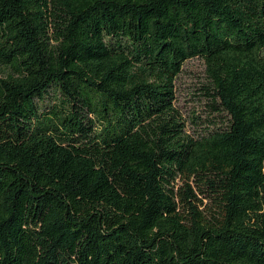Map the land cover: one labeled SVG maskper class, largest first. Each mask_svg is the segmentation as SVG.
Listing matches in <instances>:
<instances>
[{
    "label": "trees",
    "instance_id": "trees-1",
    "mask_svg": "<svg viewBox=\"0 0 264 264\" xmlns=\"http://www.w3.org/2000/svg\"><path fill=\"white\" fill-rule=\"evenodd\" d=\"M0 264H264V0H0Z\"/></svg>",
    "mask_w": 264,
    "mask_h": 264
},
{
    "label": "rangeland",
    "instance_id": "rangeland-1",
    "mask_svg": "<svg viewBox=\"0 0 264 264\" xmlns=\"http://www.w3.org/2000/svg\"><path fill=\"white\" fill-rule=\"evenodd\" d=\"M207 83L205 65L200 57L187 59L175 80V106L185 120L187 132L194 136L211 128L219 120L205 91ZM50 96L46 97L44 103L53 104L54 95Z\"/></svg>",
    "mask_w": 264,
    "mask_h": 264
}]
</instances>
